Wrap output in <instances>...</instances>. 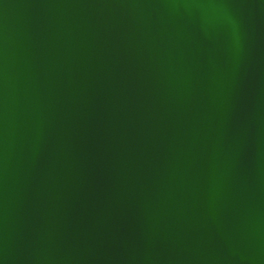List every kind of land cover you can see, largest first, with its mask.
Masks as SVG:
<instances>
[{"label":"water","instance_id":"95a60500","mask_svg":"<svg viewBox=\"0 0 264 264\" xmlns=\"http://www.w3.org/2000/svg\"><path fill=\"white\" fill-rule=\"evenodd\" d=\"M0 264H264V0H0Z\"/></svg>","mask_w":264,"mask_h":264}]
</instances>
